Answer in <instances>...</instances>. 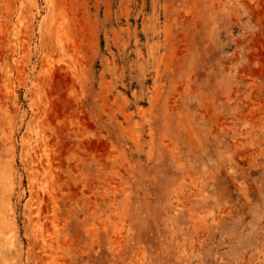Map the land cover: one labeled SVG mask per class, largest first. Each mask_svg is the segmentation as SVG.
Wrapping results in <instances>:
<instances>
[{"label": "rangeland", "instance_id": "374dc122", "mask_svg": "<svg viewBox=\"0 0 264 264\" xmlns=\"http://www.w3.org/2000/svg\"><path fill=\"white\" fill-rule=\"evenodd\" d=\"M0 264H264V0H0Z\"/></svg>", "mask_w": 264, "mask_h": 264}]
</instances>
